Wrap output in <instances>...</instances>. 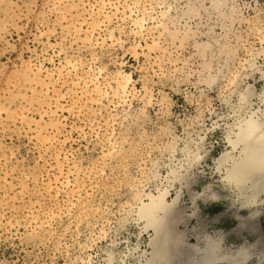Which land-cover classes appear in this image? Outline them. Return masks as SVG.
<instances>
[{"label": "rangeland", "instance_id": "rangeland-1", "mask_svg": "<svg viewBox=\"0 0 264 264\" xmlns=\"http://www.w3.org/2000/svg\"><path fill=\"white\" fill-rule=\"evenodd\" d=\"M140 2L0 0V105H8L0 121V145L7 150H0V172L15 173L18 186L0 191V264H24L21 245L50 253L48 264H140L150 258V233L135 224L131 212L138 198L162 187L169 190L168 200L177 197L167 219L178 247L175 258L153 264H191L188 249L201 248L209 239L218 254L246 250L245 264H264V189L253 206H245L244 194L222 178L224 170L215 163L227 149L226 134L237 117L257 111L264 122L259 99L264 93V0ZM127 5L138 13L148 11L146 30L135 36L129 19L112 16L114 8ZM90 13L102 22L93 32ZM104 13L111 18H103ZM21 16L31 20L26 30L18 29ZM49 26L67 45L62 51L72 53L64 61L61 51L53 50L55 36L44 34ZM113 34L123 39L122 49L105 47L112 41L102 37ZM137 43L143 47L133 51ZM120 50L138 51L143 58L129 55L125 62L136 77L125 104L81 98L70 84L76 73L69 69L57 80L56 69L67 62L85 77L88 68L96 67L98 51L101 63L107 59L115 68ZM22 56H30L31 63ZM37 58L55 77L51 93L27 78V65L33 70ZM62 94L69 99L60 104L75 108L69 120L59 111L38 124ZM56 120L57 131L50 124ZM82 122L89 133L81 149L73 125L79 129ZM93 125L99 140L92 135ZM196 143L199 160L193 157ZM56 157L69 187L63 177L54 183ZM180 166L182 177L167 182L169 170ZM16 192L23 194L17 198Z\"/></svg>", "mask_w": 264, "mask_h": 264}, {"label": "bare ground", "instance_id": "bare-ground-1", "mask_svg": "<svg viewBox=\"0 0 264 264\" xmlns=\"http://www.w3.org/2000/svg\"><path fill=\"white\" fill-rule=\"evenodd\" d=\"M140 1L141 0H136L135 5L141 4ZM106 5L107 4L103 2V7ZM117 14H120L123 19L130 20L131 27H133L134 30L131 32L134 36L141 33L135 28V25L138 23H143L144 31L146 30L148 20L146 19V14H148L146 8H143V10L138 13L128 5L122 10L116 7L114 8L112 16ZM163 15L164 14H161V16ZM89 17L91 19L89 28L92 32L102 26V22L98 21L96 15L90 13ZM103 18L109 19L111 17L109 14L104 13ZM74 31L76 33L80 32L78 28H75ZM84 41L90 43L92 41L91 36H86ZM154 44L157 46V43ZM138 46L139 43L135 45L133 51L139 48ZM69 64H71V62H67L66 65H62L60 68L56 69L57 80L61 79V73L67 69L75 72V79L71 80L70 84L73 90H80L79 93L81 98H88L92 102H95V104H100L102 100H108L110 102L111 99H118V103L125 104L130 86L123 84L120 77L115 75L113 78H104L102 81H94L92 79L93 75H90V71H87L85 77L82 78L80 76L79 78L77 75V65L71 64L72 66L69 67ZM25 72L27 78H31L30 82H32L35 87L38 86L48 94L50 87L53 86V74L45 72L44 70L40 72L39 69L33 73V70L28 65ZM94 75L99 77V70H97V73ZM61 84L63 85L64 83L62 82ZM75 92L76 91H73L74 96H76ZM63 99V95H56V98L54 99V109L51 116H55L57 113L58 105L61 108V111H63V106L60 104V101ZM259 99L264 107V93ZM50 124H52V128L57 131L60 122L56 120ZM200 141H202V138ZM48 142H50V140H48ZM198 145L199 143L195 144L196 151L194 150L193 157L199 160L200 156L197 153L199 151ZM226 148V151L215 159L217 169H223L224 175L222 178L228 183L234 184L237 189L244 194L243 204L245 206H253L256 203L258 193L264 189V122L260 115H258L257 111L248 112L247 114L245 113V115L239 116L235 119L233 125L229 127L228 133L226 134ZM110 151L109 154L112 153ZM233 153L235 154L234 156H232ZM57 159L58 157H56V161ZM56 165L57 177H55L54 183H57L63 177V184L66 187H69L71 182L67 176H63V164L57 161ZM183 170V166L178 167L177 170H169L167 177L165 176L166 181L170 182L179 180L183 175ZM51 186V183H47L45 187L50 190ZM243 187H245V190H242ZM168 198L169 190L167 188H157L154 192L145 194L143 200H138V198L133 211L131 212L135 217V224L141 225L143 230L150 233V241L148 245L150 248V258H147L140 264H153V261L155 260H166L167 258L172 259V257H174L173 254L176 251L178 244L176 247V242L168 228L170 226L167 218L177 201V197L175 196L174 198H171V200H168ZM252 214L253 213H250L249 215L251 216ZM188 251H190V253H187L186 249L185 254H190L191 259L193 258L191 264H245L250 259V254L246 250L239 251L238 253L236 252L235 254H218L213 243L210 242V239L205 242L203 247L192 246ZM168 262H170V260Z\"/></svg>", "mask_w": 264, "mask_h": 264}, {"label": "snow or ice", "instance_id": "snow-or-ice-1", "mask_svg": "<svg viewBox=\"0 0 264 264\" xmlns=\"http://www.w3.org/2000/svg\"><path fill=\"white\" fill-rule=\"evenodd\" d=\"M40 21L38 20L36 22L37 28L35 29V31L38 32L39 34V26H40ZM31 26V20H25L23 19V16H21V20L20 23L18 25V29L19 30H26L28 27ZM63 27V25H62ZM135 28L139 31V32H143L144 31V27H143V23H138L137 25H135ZM3 29V26H0V30ZM46 34L50 39L55 36L56 40L58 41L57 45L55 46V48L53 49L54 51H61V60L64 61L67 57H70L72 55V53H66L64 51H62L63 48H66L67 45H61L59 43L60 39H59V32L53 33L51 30V26H49L47 33ZM102 39H104L105 41H112L111 45H105L106 48H114L117 47L118 48H123L124 45V41L122 38L117 39L116 35H106L104 37H102ZM138 47H143V43H141ZM29 53H32V49H28L27 50ZM75 48H73L72 52L74 53ZM100 51H98L94 56H93V62L95 63L96 67L95 68H91L88 69V71H90L91 73H95L96 70H99V77H97L96 75L93 74L92 79L94 81H98V80H102L105 77L108 76L109 73H113L116 76L121 78V82L125 85L131 86V81H134L136 79L135 76H133V74L131 72H129L126 68V64L125 62L128 60V56L129 55H136L137 60L141 61L143 58L142 56H140L139 52H135V53H126L123 50H120L117 54H115V63H116V67L112 68L109 65V61L107 59H105L102 63L99 59L100 57ZM106 55H110L111 52L109 51L108 53H105ZM21 58H23L26 62L31 63V58L30 56H22ZM4 63H7L6 60H3ZM72 65L69 64V67H71ZM44 65L40 63L39 59L37 58L35 60V66L33 67V73L36 72L37 69L40 70V72H42ZM142 71V70H141ZM152 71H155V69H152ZM55 78V77H53ZM127 91V90H126ZM50 93H51V89H50ZM63 95V94H62ZM69 98L67 96L64 97V100H68ZM33 103L35 104V101H33ZM8 105H0V121L3 120L4 115H5V108H7ZM66 115L63 117V119L65 121L69 120V113H72L75 111V108L69 107L68 105H64L63 109H62ZM61 111V108L59 107V105L57 106V112ZM18 115V112L17 114ZM51 115V113L44 111L41 113V116L39 118V121L37 122L38 124L43 122L45 120V117ZM83 115V113H82ZM15 117H12L11 119H9V127H11V120L14 119ZM19 122V121H18ZM73 129L75 132H79L80 133V141H81V149L83 148V145L88 143V133H89V129L85 126L84 122L81 123V127L79 129H76L75 125H73ZM95 125H93V129H92V135L95 136V138L97 140H99V134H97L95 132ZM34 142V141H33ZM0 150L3 151H7L6 149H3V146L0 145ZM29 150H30V145H29ZM88 150L91 151V144L88 145ZM13 160H18L20 157L16 154V150L15 148H13ZM7 185H12L15 189L18 187L15 184V173L12 174L11 177H9V175L5 172H0V191L3 192V189L5 186ZM17 198L19 197V195L23 194L22 192H16L15 193ZM21 239H23V237H21ZM41 248H43V245H41ZM21 251V255L24 257V264H48V261L52 259L51 254L49 253L48 256H44V253L42 251H34L33 249L29 248L27 250H25L23 248V245H21L20 248Z\"/></svg>", "mask_w": 264, "mask_h": 264}]
</instances>
